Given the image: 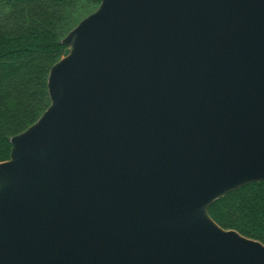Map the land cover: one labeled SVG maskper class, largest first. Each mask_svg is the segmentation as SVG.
I'll return each mask as SVG.
<instances>
[{
	"label": "water",
	"instance_id": "1",
	"mask_svg": "<svg viewBox=\"0 0 264 264\" xmlns=\"http://www.w3.org/2000/svg\"><path fill=\"white\" fill-rule=\"evenodd\" d=\"M0 162V264H264L210 215L264 181V0H101Z\"/></svg>",
	"mask_w": 264,
	"mask_h": 264
},
{
	"label": "trees",
	"instance_id": "2",
	"mask_svg": "<svg viewBox=\"0 0 264 264\" xmlns=\"http://www.w3.org/2000/svg\"><path fill=\"white\" fill-rule=\"evenodd\" d=\"M100 1L0 0V162L10 157L11 137L49 106L50 69L69 52L62 38ZM209 213L223 228L264 243V181L215 200Z\"/></svg>",
	"mask_w": 264,
	"mask_h": 264
},
{
	"label": "rangeland",
	"instance_id": "3",
	"mask_svg": "<svg viewBox=\"0 0 264 264\" xmlns=\"http://www.w3.org/2000/svg\"><path fill=\"white\" fill-rule=\"evenodd\" d=\"M96 8H97V7H96ZM96 8H95V9H96ZM95 9H94V10H95ZM94 10H93V11H94ZM91 12H92V11H91ZM91 12H89V13H91ZM89 13H88V14H89ZM88 14H85V15L83 14L84 16H83L81 19H83V18H84L85 16H87ZM81 19H80V20H81ZM80 20H79V21H80ZM78 23H79V22H77V24H78ZM77 24H76V25H77Z\"/></svg>",
	"mask_w": 264,
	"mask_h": 264
}]
</instances>
